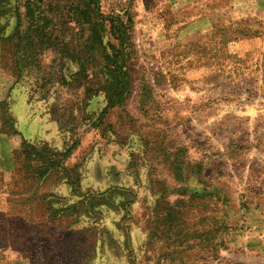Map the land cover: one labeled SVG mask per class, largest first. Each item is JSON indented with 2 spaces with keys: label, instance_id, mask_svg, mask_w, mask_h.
<instances>
[{
  "label": "rangeland",
  "instance_id": "374dc122",
  "mask_svg": "<svg viewBox=\"0 0 264 264\" xmlns=\"http://www.w3.org/2000/svg\"><path fill=\"white\" fill-rule=\"evenodd\" d=\"M92 2L0 0V264H264V0Z\"/></svg>",
  "mask_w": 264,
  "mask_h": 264
},
{
  "label": "crops",
  "instance_id": "0c3cea01",
  "mask_svg": "<svg viewBox=\"0 0 264 264\" xmlns=\"http://www.w3.org/2000/svg\"><path fill=\"white\" fill-rule=\"evenodd\" d=\"M163 2L166 1H174V0H162ZM189 1V0H188ZM194 2V5L186 11V21L187 24L183 23L182 25H191V24H197L199 23V25L204 26V27H208L210 28L212 26V22L214 21V17H218V15L214 14L212 12V9H208L206 6L207 4L214 6V4H216V2L214 3L213 0H200V4H196V0H190ZM203 6V8H202ZM172 13H176L178 14V10H172ZM217 12V10H216ZM200 30H203V28H201Z\"/></svg>",
  "mask_w": 264,
  "mask_h": 264
},
{
  "label": "trees",
  "instance_id": "16d2710c",
  "mask_svg": "<svg viewBox=\"0 0 264 264\" xmlns=\"http://www.w3.org/2000/svg\"><path fill=\"white\" fill-rule=\"evenodd\" d=\"M81 2L83 3V5L85 4V12L82 15V18L85 19L84 23H90L92 20V15L94 16L95 19H99L100 17L97 15L96 13V8L91 9L90 7L94 5V2H92V0H81ZM32 9L31 7H28ZM96 25V24H95ZM92 25V31L94 32L93 36H92V43L96 41V43H100V38L97 36V32H96V26ZM91 43V44H92ZM90 44V45H91Z\"/></svg>",
  "mask_w": 264,
  "mask_h": 264
}]
</instances>
